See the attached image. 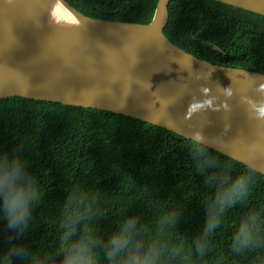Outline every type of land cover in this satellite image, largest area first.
<instances>
[{
    "label": "trees",
    "instance_id": "1",
    "mask_svg": "<svg viewBox=\"0 0 264 264\" xmlns=\"http://www.w3.org/2000/svg\"><path fill=\"white\" fill-rule=\"evenodd\" d=\"M65 1L83 3L79 11L92 19L136 24H148L158 2ZM164 34L198 59L264 73L263 16L212 0H171ZM0 154L19 159L39 192L25 227L0 220V264H60L69 200L81 214L71 239L95 235L94 264H108L105 242L130 220L145 246H157L161 264H264V249L237 251L233 243L250 212L260 213L264 231V175L166 129L9 97L0 99ZM240 175L249 178L246 195L214 211L217 193Z\"/></svg>",
    "mask_w": 264,
    "mask_h": 264
},
{
    "label": "water",
    "instance_id": "2",
    "mask_svg": "<svg viewBox=\"0 0 264 264\" xmlns=\"http://www.w3.org/2000/svg\"><path fill=\"white\" fill-rule=\"evenodd\" d=\"M170 1L136 24L92 19L83 3L0 0V99L130 117L264 175V73L212 64L170 42ZM212 1L264 17V0Z\"/></svg>",
    "mask_w": 264,
    "mask_h": 264
},
{
    "label": "clouds",
    "instance_id": "3",
    "mask_svg": "<svg viewBox=\"0 0 264 264\" xmlns=\"http://www.w3.org/2000/svg\"><path fill=\"white\" fill-rule=\"evenodd\" d=\"M258 115L264 118V110H259ZM248 189L249 178L245 175L237 176L230 185L217 193L213 210L222 211L224 207L233 206L246 195ZM38 199V189L27 178L25 165L19 159L0 154V220L6 221L10 229H22L30 220ZM80 219L79 210L69 200L61 225L64 232L59 250L62 257L60 264H94L95 235L85 232L77 239H71ZM260 221V213L256 211L250 212L241 221L233 237L237 251L264 249V231L261 230ZM213 227L215 225L210 224L209 230ZM138 235L139 230L135 229L134 221L121 223L104 245L108 264H161V253L157 246H145ZM16 252L20 254L22 250L17 249ZM37 264L43 262L38 260Z\"/></svg>",
    "mask_w": 264,
    "mask_h": 264
},
{
    "label": "bare ground",
    "instance_id": "4",
    "mask_svg": "<svg viewBox=\"0 0 264 264\" xmlns=\"http://www.w3.org/2000/svg\"><path fill=\"white\" fill-rule=\"evenodd\" d=\"M64 13L65 12H64V10L61 7L56 6V8H55V14H57L59 16H62Z\"/></svg>",
    "mask_w": 264,
    "mask_h": 264
}]
</instances>
